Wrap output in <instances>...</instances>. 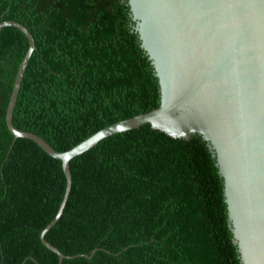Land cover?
<instances>
[{
	"label": "trees",
	"instance_id": "1",
	"mask_svg": "<svg viewBox=\"0 0 264 264\" xmlns=\"http://www.w3.org/2000/svg\"><path fill=\"white\" fill-rule=\"evenodd\" d=\"M3 20L23 23L36 44L13 122L57 150L160 105L128 0H0ZM27 49L21 30H1L0 264H58L40 234L63 199L62 161L28 138L15 140L6 122ZM70 168L64 212L46 234L78 255L62 264H243L224 178L202 135L175 138L145 124L101 140Z\"/></svg>",
	"mask_w": 264,
	"mask_h": 264
},
{
	"label": "water",
	"instance_id": "2",
	"mask_svg": "<svg viewBox=\"0 0 264 264\" xmlns=\"http://www.w3.org/2000/svg\"><path fill=\"white\" fill-rule=\"evenodd\" d=\"M128 2L159 78L160 105L114 122L66 151L15 126L14 110L36 44L23 23L0 22V32L13 26L28 39L7 107V126L15 140L28 138L61 160L66 177L63 199L41 241L58 255V264L78 256L65 254L46 239L69 198L71 160L111 135L150 124L175 138L200 134L209 142L224 178L228 220L242 263L264 264V0ZM97 250L81 255L92 257Z\"/></svg>",
	"mask_w": 264,
	"mask_h": 264
}]
</instances>
